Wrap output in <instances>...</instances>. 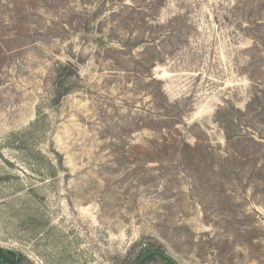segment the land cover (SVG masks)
Wrapping results in <instances>:
<instances>
[{"label":"rangeland","instance_id":"374dc122","mask_svg":"<svg viewBox=\"0 0 264 264\" xmlns=\"http://www.w3.org/2000/svg\"><path fill=\"white\" fill-rule=\"evenodd\" d=\"M23 10L0 57V248L117 264L143 241L177 264H264V0Z\"/></svg>","mask_w":264,"mask_h":264},{"label":"trees","instance_id":"16d2710c","mask_svg":"<svg viewBox=\"0 0 264 264\" xmlns=\"http://www.w3.org/2000/svg\"><path fill=\"white\" fill-rule=\"evenodd\" d=\"M4 2L6 4V11L3 10L0 12V39L2 43H0V57H3L2 60L6 59L7 55L12 54V47L10 46L12 42L15 41L17 35L10 34L8 32L9 24L17 25L18 21L20 22L21 19L17 18V15L24 12L23 9L28 8L32 0H0V3ZM12 9V10H11ZM11 14H17L16 17L10 16ZM15 29V28H14ZM2 62V61H1ZM1 68L4 65V62L1 63ZM71 70L75 69L70 63H68ZM74 71V70H73ZM61 76H57V84L56 94H55V102L57 103L63 96L69 94L70 90L68 88H63L62 84L60 83ZM165 104H169L168 102H164L160 99H155V105L157 108H163ZM167 118V117H166ZM174 117L170 116L168 119L173 120ZM163 137L165 144L175 143L179 147L184 142H177L174 137H171L170 134H165ZM201 148V147H200ZM202 149V148H201ZM200 150V149H194ZM207 152L204 150L202 151L203 158ZM136 248H139L138 250ZM0 264H25V259L21 254L17 252H13L10 250H6L4 248H0ZM117 264H177L175 260L169 254L165 252L162 245L154 242H139L136 243L133 247V250L119 259Z\"/></svg>","mask_w":264,"mask_h":264},{"label":"water","instance_id":"95a60500","mask_svg":"<svg viewBox=\"0 0 264 264\" xmlns=\"http://www.w3.org/2000/svg\"><path fill=\"white\" fill-rule=\"evenodd\" d=\"M70 61L74 63V61H73V60H70Z\"/></svg>","mask_w":264,"mask_h":264}]
</instances>
